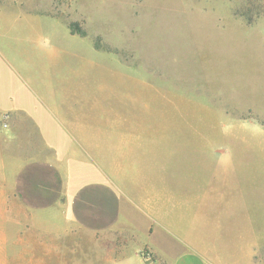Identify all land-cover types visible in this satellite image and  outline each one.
<instances>
[{"label":"rangeland","instance_id":"1","mask_svg":"<svg viewBox=\"0 0 264 264\" xmlns=\"http://www.w3.org/2000/svg\"><path fill=\"white\" fill-rule=\"evenodd\" d=\"M0 107V264H36L37 193L155 184L198 249L264 264V0H0Z\"/></svg>","mask_w":264,"mask_h":264},{"label":"crops","instance_id":"2","mask_svg":"<svg viewBox=\"0 0 264 264\" xmlns=\"http://www.w3.org/2000/svg\"><path fill=\"white\" fill-rule=\"evenodd\" d=\"M47 142L51 147L52 141ZM63 187L65 191L64 182ZM176 190L182 189L155 184L156 193L142 195L118 186L110 209L85 200L76 203L73 197L50 204L41 197L36 207L20 201L36 223L38 253L36 259L29 250L27 255L36 264H220L187 240L181 222L167 213L164 198Z\"/></svg>","mask_w":264,"mask_h":264},{"label":"trees","instance_id":"3","mask_svg":"<svg viewBox=\"0 0 264 264\" xmlns=\"http://www.w3.org/2000/svg\"><path fill=\"white\" fill-rule=\"evenodd\" d=\"M43 13V12H42ZM68 27H69V29H70V31L72 32V33H78V34H80V35H85V31L84 30H82V29H78V28H76V27H74L72 24H68ZM27 176H29V175H27ZM27 182H28V184L26 185V189H29L28 188V185H29V180H26ZM32 181V180H31ZM24 184H25V182H24ZM30 188H31V186H30ZM30 190V189H29ZM30 192V191H29ZM36 193V192H35ZM41 197H43V196H41L40 195V192L39 193H37V198H38V200H40L41 199ZM55 198V195H52L51 196V198L49 199V201H51L52 199H54ZM110 207V206H109Z\"/></svg>","mask_w":264,"mask_h":264},{"label":"built area","instance_id":"4","mask_svg":"<svg viewBox=\"0 0 264 264\" xmlns=\"http://www.w3.org/2000/svg\"><path fill=\"white\" fill-rule=\"evenodd\" d=\"M144 256H145L146 258L149 257V255H148L147 253H145ZM152 264H155V263H152Z\"/></svg>","mask_w":264,"mask_h":264}]
</instances>
